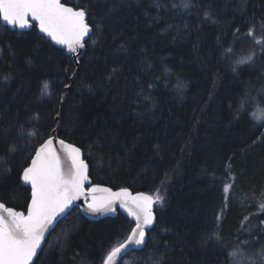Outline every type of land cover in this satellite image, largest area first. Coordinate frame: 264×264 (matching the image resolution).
I'll return each instance as SVG.
<instances>
[{"label":"trees","instance_id":"trees-1","mask_svg":"<svg viewBox=\"0 0 264 264\" xmlns=\"http://www.w3.org/2000/svg\"><path fill=\"white\" fill-rule=\"evenodd\" d=\"M62 1L72 7L82 2ZM161 2L167 10H160L158 23H150L145 15H157L151 0H139L114 21H105L102 41L93 44L95 32L87 39L71 81L66 79L71 73L64 72L71 58L65 50L40 35L36 27L27 32L5 31L0 23V158L13 169L11 178L0 183V201L26 213L30 188L18 180V174L31 148L24 147L27 141L17 139L18 150L9 155L6 141L17 137L20 124L26 130L38 128L52 135L56 128L51 123L52 110L62 106L64 122L56 135L81 148L92 184L149 195L159 188L165 196L162 204H155L156 219L147 232V247L128 254L120 264L134 258L136 264H144L153 243L162 249L165 242L170 245L168 264H225L227 249L213 254L211 246L201 247V236L216 223L215 214L225 204L222 181L232 182L231 177L234 187L224 208L220 236L231 246L230 234L240 228L245 216L259 212L264 193V140L257 137L264 135V128L254 127L247 114L233 120L229 105L234 109L246 90L258 96L264 87V65L258 59L255 66H243L234 74L230 61L218 60L217 37L224 47L233 39L228 22L235 0H196L213 5L219 27L203 22V10L171 7L181 0ZM253 12L257 19L264 15V0H249L248 15ZM251 43V39L237 43L235 55L244 54ZM113 69H117L115 74ZM45 81L54 92L50 101L38 99ZM178 81L183 82L182 90L177 89ZM66 83L70 90L64 88ZM149 84L154 86L149 89ZM141 87L151 99L136 96ZM62 92L67 95L61 102ZM252 108L250 103L249 111ZM34 114L40 120L28 124ZM5 130L6 137L2 135ZM32 145L38 146L36 141ZM259 220L264 215L250 223L256 225ZM74 222L79 229L61 256L57 236ZM133 226L120 213L91 221L73 208L47 235L36 264H72L75 252L86 264H100L102 252L122 241Z\"/></svg>","mask_w":264,"mask_h":264},{"label":"snow or ice","instance_id":"snow-or-ice-1","mask_svg":"<svg viewBox=\"0 0 264 264\" xmlns=\"http://www.w3.org/2000/svg\"><path fill=\"white\" fill-rule=\"evenodd\" d=\"M248 3L249 0H235L234 15L231 22H228L233 39L228 43V47H224L220 37L216 40L220 49L218 60L230 61V69L234 74H237L243 66H255L258 59L264 65V15L257 19L253 12L249 16ZM137 4L139 0H88L87 3L82 0L79 5L72 7L62 0H0V23L4 24L5 31L8 30V26L19 29L36 27L44 37L66 48L71 58L68 59V66L64 68V72L71 73L70 76L66 75V79L71 81L77 75L83 55L80 50L86 47V37L95 32L96 39L93 44L102 41L105 21H114L123 9L130 11ZM151 5L156 8L157 15L150 16L147 12L145 15L149 16L150 23L155 24L160 20V10H167V6L161 0H151ZM171 7L196 9L198 13L203 10V22L220 26V20L211 3L198 4L196 0H181L179 4L173 2ZM244 28H247L246 32L243 31ZM247 39L252 41L250 48L244 54L236 56L235 45ZM123 47L124 45H121V48ZM116 71L117 69H113V74ZM7 79L8 77L5 76L4 80ZM153 86L149 84L148 88L151 89ZM88 87L91 91V87ZM183 87V82L178 81L177 89L182 90ZM64 88L70 90V83L64 84ZM261 93H264V87L259 90L256 98L247 90L241 94L234 109L233 105H229L232 119H242L244 114H247L254 127L264 128V107L260 106L264 104V99H260ZM53 95L49 83L45 81L40 88L38 99L48 98L50 101ZM66 95L67 93H61V102ZM136 96H143L145 100L151 99L150 93L146 95L143 87ZM250 103L253 105L251 111H249ZM52 111L55 116L51 123L56 125L52 132L58 133L64 122L63 108L54 107ZM69 118L71 119V114ZM39 120V115L34 114L28 118V124ZM2 135L6 137L7 131L5 130ZM17 139L27 141L24 147L31 148V152L24 158L27 162L26 166H22L18 174V180L23 181V185H30V198L26 195V213L6 206L5 202L0 201V264H36L34 258L38 259L39 253L44 251L43 242L47 239L46 233L55 231L61 220L71 215L73 208L91 215H103L114 213L115 206L119 204L135 220V226L122 241L110 244L108 249L102 252L100 264H120V258L132 251V246L147 247L149 237L146 230L154 225L156 219L153 206L165 201V196L161 194L159 188L152 195L144 192L133 195L128 188L122 187L119 191H113L111 188L92 184L89 164L82 158L80 147L66 142L65 139L57 140L49 133H41L38 128L26 130L25 125L20 124L17 137L6 141L9 155L17 152ZM257 140H264V135L258 136ZM33 141H36L38 146H33ZM12 171L8 161L0 158V183L7 182L11 178ZM230 179L232 182L222 181L225 204L220 212L215 214L216 223L212 229L202 234L201 247L207 250L211 246L212 253L216 255L223 254L227 249L225 264H264V220H259L256 225L250 223L251 219H258L259 215H264V200L259 203V212L245 216L240 228L230 234V239L234 240L231 246L219 234L224 208L231 199V189L234 187V177ZM89 184L90 187L87 186ZM261 195L264 196V193ZM81 199L83 208L75 203ZM78 229L79 224L75 222L61 229L57 236L61 256L71 245ZM242 233L245 234L244 239H241ZM256 245H259V248ZM51 247L52 245H49V250ZM169 249L170 245L167 242L163 244L162 249L153 243L144 264H168ZM77 259L80 264H86L85 258L75 252L72 264H76ZM125 264H136V259L131 262L125 261Z\"/></svg>","mask_w":264,"mask_h":264},{"label":"water","instance_id":"water-1","mask_svg":"<svg viewBox=\"0 0 264 264\" xmlns=\"http://www.w3.org/2000/svg\"><path fill=\"white\" fill-rule=\"evenodd\" d=\"M63 2V1H62ZM68 6H70V5H68ZM2 25H4L3 23H1ZM8 28H10L11 30H17V31H19V32H27V31H29L31 28H27V29H19V28H13L12 26H8ZM37 30H38V28H37ZM38 32H39V30H38ZM39 34L40 35H42L43 36V34L42 33H40L39 32ZM91 36V35H90ZM89 36V37H90ZM44 37V36H43ZM89 37H86V40L89 38ZM47 40H49L54 46H56V47H58V48H60V49H63V50H65L66 52H67V49L66 48H63V46H60V45H56L53 41H51L50 40V38H48V37H45ZM84 51H85V48L84 49H81L80 50V52H82V53H84ZM52 135H54L55 136V138L57 139V140H59V138L57 137V135H56V133H53L52 132ZM57 147H59V145H56ZM84 156H83V152H82V158H83ZM84 159V158H83ZM86 162V161H85ZM91 181V180H90ZM92 183V182H91ZM22 184H23V181H22ZM25 187H28V188H30V185H24ZM87 186H91V184H89V185H87ZM101 187H105V186H101ZM113 190V189H112ZM129 190V189H128ZM113 191H119V189H117V190H113ZM130 191V190H129ZM133 195H135L137 192H132V191H130ZM147 194V193H146ZM76 204H78V205H80L81 206V208H83L84 207V204H83V200L81 199L80 201H76L75 202ZM116 211L114 212V213H106V214H103V215H101V214H96V215H91V214H87V213H84V212H81L80 211V209H79V211H80V213L86 218V219H88V220H91V221H97V220H100V219H104V218H114L116 215H117V213H120V214H122V215H124L126 218H128L133 224H134V226H135V220H134V218L133 217H131V216H129L128 215V213H127V211L125 210V209H123V208H121L120 206H119V204H117L116 206ZM154 209H155V205L153 206V213H154ZM154 216H155V213H154ZM154 224H155V221H154ZM133 226V227H134ZM154 226V225H153ZM153 226H151V227H149L146 231L148 232V231H150L152 228H153ZM47 235H48V233H46V237H47ZM43 245H44V242H43ZM141 249H143V247L142 248H137L136 246H132V251H130L128 254H130V253H132V252H134V251H139V250H141ZM127 254V255H128ZM126 255V256H127ZM126 256H124V257H126ZM124 257H122V258H120V260H122ZM34 259H36V258H34Z\"/></svg>","mask_w":264,"mask_h":264},{"label":"rangeland","instance_id":"rangeland-1","mask_svg":"<svg viewBox=\"0 0 264 264\" xmlns=\"http://www.w3.org/2000/svg\"><path fill=\"white\" fill-rule=\"evenodd\" d=\"M231 191H232V189H231ZM235 192V191H234ZM261 200H264V196L262 197V198H260V200H259V202H258V205H259V203L261 202ZM247 204V203H246Z\"/></svg>","mask_w":264,"mask_h":264},{"label":"bare ground","instance_id":"bare-ground-1","mask_svg":"<svg viewBox=\"0 0 264 264\" xmlns=\"http://www.w3.org/2000/svg\"><path fill=\"white\" fill-rule=\"evenodd\" d=\"M81 214V213H80ZM82 215V214H81ZM83 216V215H82ZM84 217V216H83ZM85 218V217H84Z\"/></svg>","mask_w":264,"mask_h":264}]
</instances>
